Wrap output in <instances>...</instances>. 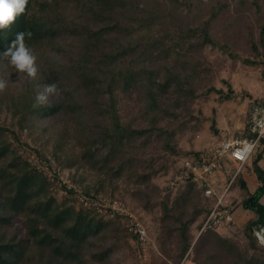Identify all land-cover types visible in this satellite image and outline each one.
Instances as JSON below:
<instances>
[{
  "label": "trees",
  "instance_id": "16d2710c",
  "mask_svg": "<svg viewBox=\"0 0 264 264\" xmlns=\"http://www.w3.org/2000/svg\"><path fill=\"white\" fill-rule=\"evenodd\" d=\"M72 6L78 7V14L69 13ZM138 10L137 0H28L25 13L10 28L0 30V68L10 67L3 53L16 34L21 31L32 33L31 39L26 37L25 43L37 57L40 70L38 79L33 81L26 78L10 101L16 108L15 113L20 115L22 128H33L38 124H45V131L54 128L53 133L59 134L61 140L57 144L58 151L64 150L63 141L67 138L76 142L72 148L81 144L79 155L66 162V167L88 165L102 174L113 173L119 177L123 170L121 160L127 147L151 133L152 128H133L121 121L119 90L125 93L137 91L145 95L146 111L151 114H156L160 109L159 95L169 88L172 80L176 82V91L181 97H189L190 100L196 98L193 88L186 91L183 85L178 84L180 77L172 74L171 70H168L165 82L158 80L160 69L154 64L162 55L159 41L150 33V29H146L151 27L152 20L134 16ZM191 33L182 34L181 38L192 35L199 39L201 45L228 51L226 45L212 38L209 21L198 30H191ZM261 33L264 38V28ZM44 51L54 54L51 57H57L53 63L47 59L40 63L42 59L38 55ZM245 62L257 65L255 61ZM52 82L58 83L61 96L55 99L50 97L48 105L38 106L35 101L37 84ZM208 92H215L225 101L236 97L231 86L227 92L213 87ZM4 102L5 94L2 92L0 106ZM211 129L219 135L215 120ZM7 133L16 136L15 132L0 124V226H12L20 218L26 238L1 237L0 264H112V257L119 249L113 241L118 232L115 226L122 224L121 219H105L94 211L59 202L53 194V184L48 176L11 144ZM261 143H264V138ZM263 153L264 147L253 161L261 186L254 193H249L246 184L241 183L242 189L247 192L241 205L255 215L246 224L245 231L256 253L261 251V246L253 229L264 227V171L259 167ZM202 156L200 152L185 154V158L201 159ZM57 158L60 159L59 156ZM113 162L118 163L117 169L116 165L114 168L110 166ZM143 179L150 180L151 175ZM84 181L82 177L77 182ZM187 183L191 189L197 185L193 179ZM101 190L103 186L93 193L94 190L86 186L82 192L90 197L113 196L123 199L100 194ZM68 192L74 194L73 190ZM164 207L166 211H171L167 203ZM232 211L235 212L234 209ZM176 220L181 243L180 260L192 246L190 227L194 220L185 221L181 214ZM214 232L207 231L200 235L196 245L201 246L219 237ZM131 237L135 240L134 236ZM223 242L229 243L228 240ZM235 250L229 244L220 257L228 258ZM233 264H264V255L260 257L256 254L249 260L236 255Z\"/></svg>",
  "mask_w": 264,
  "mask_h": 264
},
{
  "label": "rangeland",
  "instance_id": "374dc122",
  "mask_svg": "<svg viewBox=\"0 0 264 264\" xmlns=\"http://www.w3.org/2000/svg\"><path fill=\"white\" fill-rule=\"evenodd\" d=\"M137 3L139 10L134 16L151 19L152 25L146 29H150V33L159 41L162 55L154 64L160 69L158 80L165 82L168 70H171L172 74L180 77L178 84L183 85L186 91L193 88L196 98L190 100L189 97H181L176 91V82L172 80L169 88L159 95L160 109L156 114H151L146 111L145 95L137 91H118L121 121L133 128H152L149 135L133 141L127 147L121 160V176L115 177L113 173L105 175L88 165L66 167V162L79 155L81 144L72 148L76 142L67 136L63 141L64 150L58 151L57 144L61 140L59 134L53 133L54 128L45 131V124L22 128L20 115L15 113L16 108L10 100L17 88L26 82V77L12 67L0 68V78L9 79L12 83L4 91L0 124L16 133L17 137L7 133L8 140L33 166L44 171L53 184V194L59 202H68L82 209L75 194L67 191V184L81 191L89 186L93 193L103 186L100 194L125 199L141 216L151 238L149 250L145 254L119 223L115 226L118 232L113 238L119 249L112 257V264H233L236 255L244 260L256 254L262 257L264 246L258 242L261 251L257 253L250 246L245 231L246 224L250 222V213L242 208V215L247 220L245 225L236 219L235 223L214 232L219 237L201 246L196 245L200 225L217 197H207L197 182L193 189L187 182L174 188L170 183L186 152L205 155L196 151V146L215 141L218 135L211 129L214 120L219 132L222 127L228 128L226 131H233L227 137L238 134L247 124L252 106L264 101V38L261 33L264 28V0H137ZM69 13L78 14V7H70ZM208 21L212 38L226 45L227 52L201 45L199 39L192 35L181 38L182 34H192L191 30H198ZM53 55L48 51L40 53V63L46 59L53 63L57 58L51 57ZM245 60L255 61L257 65H248ZM230 86L236 92L232 100L225 101L215 92H208L211 87L227 92ZM263 147L264 143L260 149ZM115 165L117 169V162L110 164L112 168ZM149 174L150 180L143 179ZM82 177L85 181L77 182ZM245 197L239 189L235 196L227 195L226 202L236 211ZM165 203L171 211H166ZM180 214L185 221L194 222L190 227L192 246L179 260L181 243L176 218ZM260 235L264 237V232ZM13 236L26 238L20 218L12 226H0V238ZM229 244L236 248L234 254L221 258L220 254Z\"/></svg>",
  "mask_w": 264,
  "mask_h": 264
},
{
  "label": "built area",
  "instance_id": "2783aa9c",
  "mask_svg": "<svg viewBox=\"0 0 264 264\" xmlns=\"http://www.w3.org/2000/svg\"><path fill=\"white\" fill-rule=\"evenodd\" d=\"M263 138L264 102L252 106L246 131L234 134L224 140L213 149L209 156L203 155L201 159L184 158L173 172L170 183L172 188L193 179L203 189L205 195L212 198L217 195L212 182L216 173L221 169L222 161L231 160L238 165L236 174L227 183L225 192L218 196L210 214L204 221L199 236L207 231H219L235 223V213L232 211L233 208L227 204L225 195L234 184L244 165L256 155L262 145ZM246 147L249 150L245 153ZM67 189V191H74L75 198L81 208L94 211L107 219H121L126 231L135 237L137 244L146 254L152 244L147 226L127 201L113 196L90 197L72 184H67ZM185 264L191 263L186 262Z\"/></svg>",
  "mask_w": 264,
  "mask_h": 264
},
{
  "label": "clouds",
  "instance_id": "9594fccd",
  "mask_svg": "<svg viewBox=\"0 0 264 264\" xmlns=\"http://www.w3.org/2000/svg\"><path fill=\"white\" fill-rule=\"evenodd\" d=\"M28 0H0V30H5L15 23L16 19L26 11ZM26 37L31 39L30 31L18 32L15 39L11 41L3 58L7 60L8 65L15 69L19 74H23L29 80H37L39 68L37 66V57L32 49L25 43ZM12 83L9 79L0 78V93L4 92ZM61 96V89L56 82L45 85L37 84L35 101L38 106L48 105L50 97L55 99ZM249 149L246 147L244 152ZM257 236L258 242L264 246V237L260 233L264 232V227L253 230Z\"/></svg>",
  "mask_w": 264,
  "mask_h": 264
},
{
  "label": "crops",
  "instance_id": "0c3cea01",
  "mask_svg": "<svg viewBox=\"0 0 264 264\" xmlns=\"http://www.w3.org/2000/svg\"><path fill=\"white\" fill-rule=\"evenodd\" d=\"M247 124H248V121H247ZM247 124L242 127V130H241L240 133L246 131ZM219 129H220V134L216 137L215 141L203 142L202 144L197 145L195 150L204 152L205 155L209 156V155H211V153L213 152V149L215 147H217L224 140H226V139L231 137V136L227 137L229 134H231L233 132L231 129L228 130V131L225 130V129H228V128H225V127H222V128H219ZM259 152H260V149L258 150L256 155ZM254 157H253V159L250 162H248L247 164L244 165L243 169L238 174L237 179L235 180L234 184L232 185L233 188L231 187L233 190L230 191V193L226 194V196H225L226 197V199H225L226 201H228L227 195H228V197L231 196V195L235 196L238 193L239 189H241V191L244 192V195L247 196V192L244 189H242V187H241V183L242 182H244L246 184L247 190H248L249 193H254L259 188V186H261V183H260V181L258 179V175L255 172L254 166H253ZM259 167L264 171V153L262 155L261 160L259 161ZM237 168H238V165L235 162L231 161V160L222 161L221 169L216 173V175H215V177L213 179V182H212L214 187H215V190L217 192V195H216L217 198H218V196L222 195L225 192V188L227 186V183L236 174ZM241 201H243V199ZM240 208H242L244 210L242 205H240V207L234 212L235 213V218L237 220H239V222L241 221V223L245 225L247 223L246 222L247 220L245 218V215H242L243 212H242V209H240ZM246 212L250 213L249 214V221H251V220H253L255 218L254 213L249 212V211H246Z\"/></svg>",
  "mask_w": 264,
  "mask_h": 264
}]
</instances>
